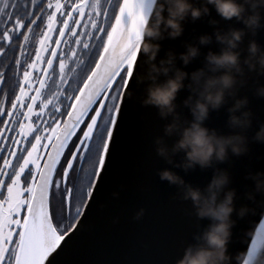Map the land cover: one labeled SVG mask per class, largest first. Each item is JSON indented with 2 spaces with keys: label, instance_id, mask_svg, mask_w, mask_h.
<instances>
[{
  "label": "snow or ice",
  "instance_id": "1",
  "mask_svg": "<svg viewBox=\"0 0 264 264\" xmlns=\"http://www.w3.org/2000/svg\"><path fill=\"white\" fill-rule=\"evenodd\" d=\"M150 7L151 0H123L103 39L91 31H78L90 23L95 32H105L93 19V14L101 15L99 0L93 4L48 0L46 8L51 11L46 19L39 14L43 7L37 11V0H31V6L21 5L19 0H0V42L22 41L21 55L34 27H39L38 21L45 24L11 110L0 108V116L7 117L0 129V264H57L62 241L69 233L54 226L51 201L58 196L61 211L71 216L75 201L86 207L83 202L99 190L102 174L115 157L117 134L126 115L124 105L131 100L128 92L134 80L139 36L136 27ZM87 8L92 11L86 13ZM103 15L107 20V11ZM86 16L89 23H83ZM58 17L63 18L59 27ZM84 36L88 39H82ZM93 38L102 42V51H94L98 46L91 43ZM69 40L75 47L65 53L61 44L69 45ZM4 51L0 47V56ZM15 63L19 69L20 60ZM78 70L83 78L73 87L72 74ZM3 83L4 73H0ZM18 108L26 109L23 121L11 120ZM10 123L18 128H10ZM13 132L15 135H5ZM93 153L97 159L93 172L86 174L87 190L71 186L69 176L75 165L85 161V154L91 158ZM58 169H62L59 179ZM28 176L31 180L25 184ZM75 215H82L81 207H75ZM260 231H264V222ZM255 243L253 240V246Z\"/></svg>",
  "mask_w": 264,
  "mask_h": 264
},
{
  "label": "water",
  "instance_id": "2",
  "mask_svg": "<svg viewBox=\"0 0 264 264\" xmlns=\"http://www.w3.org/2000/svg\"><path fill=\"white\" fill-rule=\"evenodd\" d=\"M209 8V16L195 22L190 19L184 22L182 36L160 42L162 47L157 62L165 58L169 49L174 50L177 55L184 52L185 43H196L202 34L211 35L217 29L227 31L230 27H245L235 18L230 21L221 18L211 5ZM261 15L264 17V9L261 10ZM212 19L218 23L211 25L209 20ZM253 39L264 47V27L255 36L250 31L246 33L240 45L242 60L248 55L247 47ZM220 48L221 45L213 36L211 44L201 46L198 58L186 67L178 59L177 66L191 73L204 66L209 50L218 53ZM145 69L144 57L140 53L134 68V80L130 81L131 91L128 95L131 100L124 105L126 115L121 131L117 134L114 160L108 171L102 174L99 190L94 191L93 198L86 201L87 206H84L75 227L72 226L68 231L69 235L62 241L63 252L57 257V264H175L183 255L184 249L195 243L193 237L210 223L208 219L198 220L191 201L180 200L177 197V187L161 181L158 176L159 170L170 168L186 182L204 188L211 181L214 168L202 170L197 166L185 173L183 169L174 168L157 155L154 143L157 137L163 136L169 146L177 137L164 136V127L171 117L168 120L161 119L154 106H144L141 103L146 95L147 82L139 83L138 77ZM160 79L163 80L164 77L161 76ZM244 79L246 83L238 88L236 98L247 97V107L253 113L252 126L247 131L249 152L241 156L230 153L227 161L215 165L229 172L230 183L225 191L236 190L234 203L237 210L244 205L256 207L253 201L246 198V193L254 189V182L246 177L250 171L264 172V143L251 139L260 124L264 123V98L255 95L257 84L264 85V75L245 68ZM188 95L189 90L182 89L176 103L180 105L177 110L182 117L190 121V111L182 103ZM233 103L234 99L230 98L228 104L218 111H211L205 126L216 129L220 134L238 132V129H230L227 124V109ZM182 155L175 156L174 161L179 163ZM222 196L223 194L221 198ZM256 199H264V196L258 194ZM141 209H144V215L136 220L134 217ZM232 219L236 224L232 229L228 253L234 257L233 264H243V254L260 232L264 214L258 209L257 214H249L240 219L234 212Z\"/></svg>",
  "mask_w": 264,
  "mask_h": 264
},
{
  "label": "clouds",
  "instance_id": "3",
  "mask_svg": "<svg viewBox=\"0 0 264 264\" xmlns=\"http://www.w3.org/2000/svg\"><path fill=\"white\" fill-rule=\"evenodd\" d=\"M212 6L216 13L225 20L235 18L242 22L244 28L230 27L227 31L217 29L213 34H202L196 43H185V51L177 53L169 49L165 58L159 59L161 41L176 39L184 32V22H195L210 15ZM264 0H151V7L143 20L137 25L139 36L136 41V55L144 57L146 69L138 77L139 83L147 82L146 95L141 100L144 106H154L161 119L168 120L164 127V136H176L175 142L169 146L164 137L154 141L157 155L174 168H181L185 173L199 166L202 170L214 168L211 181L201 188L186 182L177 172L170 168L158 171L161 181L177 187V197L183 201H191L194 215L198 220L208 219L210 223L203 228L189 244L183 255L175 264H233L234 257L228 253V244L232 238V229L237 217L264 214V199L257 200V195L264 196V172H249L247 179L254 182V189L246 193V198L253 201L256 207H235L236 190L225 191L230 183L229 172L215 167L229 159V154L246 155L249 152L248 129L252 126L253 113L248 109L247 97L237 99L238 88L246 83L245 68L264 75V47L255 39L249 41L248 55L241 59L242 44L248 31L253 36L264 27L261 10ZM211 25L218 21L209 20ZM215 41L221 45L220 51L211 50L205 56L204 66L188 73L177 66V60L183 66L189 65L201 55V46ZM161 76L164 77L161 80ZM188 81L186 84L185 81ZM187 88L190 95L183 100V107L189 109L192 119L182 117L176 103L179 92ZM255 95L264 98V85L257 84ZM228 127L239 130L232 134H220L216 129L205 126L211 111H218L228 104ZM239 113V115H237ZM258 143H264V123L251 137ZM183 154L179 163L174 157ZM221 194H223L221 198ZM144 215L141 209L136 216L139 220ZM255 245L243 254V264H264V231L257 233Z\"/></svg>",
  "mask_w": 264,
  "mask_h": 264
},
{
  "label": "flooded vegetation",
  "instance_id": "4",
  "mask_svg": "<svg viewBox=\"0 0 264 264\" xmlns=\"http://www.w3.org/2000/svg\"><path fill=\"white\" fill-rule=\"evenodd\" d=\"M121 0H99V11L101 12L100 17H96L93 14V19L97 20V23L99 26L103 27L105 29L104 33H98L95 32V30L91 29L90 23L87 19V16L85 17V21L83 23H89V27L85 29L83 26L78 30L79 32H86L91 31L93 32L94 37L95 36H101L103 39H106V33L110 30L111 25L114 21L115 15L117 13V9L119 7ZM68 4L77 2V0H67ZM89 4H93L96 2V0H88ZM19 3L22 5L24 3H28L29 6H31V0H19ZM48 3V0H37V11L39 12V9L41 7L44 8L43 13H39L42 18L46 19L47 14L51 11L46 8V5ZM91 8L86 9L87 12H91ZM107 11L108 18L105 20L103 13ZM62 17H58V27L62 23ZM39 27H34L33 33L30 35V40L27 45L24 47V55H21L20 51V43L22 41L13 40V43L11 45H6L0 42V47L4 48V55L0 56V73H4V83L0 84V108L7 110H11V103L15 99V96L19 92L20 87V80L22 79L23 71L25 70L27 63L31 61V59L34 57L35 49L38 47V40L40 38V35L42 34V31L45 28V24L38 21ZM3 32V25L0 24V34ZM58 35V34H57ZM65 39H68V37H65ZM74 39V38H73ZM82 39L87 40L88 37L84 36ZM92 44H96L98 46L97 49L94 51H102V42L100 40H96L93 38L91 41ZM55 46V45H53ZM70 46L75 47L72 40H69V45L61 44V50L65 53H70ZM98 59V55L96 56ZM19 59L20 60V67L17 69L15 61ZM94 67V64L91 65ZM83 78V74L78 73L72 74V86L75 87L77 85V81ZM51 87V85H50ZM48 94L47 92L45 93ZM26 111V109L21 110L17 109V111L12 116L11 120L13 121H23L24 117L22 115V112ZM106 115V113H105ZM7 119L6 116H0V129L4 127V120ZM10 128H18V124H9ZM79 134V133H78ZM5 135H15V133H5ZM19 138V137H17ZM75 140V138H73ZM67 155V153H65ZM86 159L84 162L80 163L78 162L75 165V170L70 173L69 180L71 181V186H74L77 189H84L87 190V184L88 180L86 178V174H91L94 170V161L97 159V156L95 153L92 154L91 158H87L88 154H85ZM63 163V161H62ZM62 175V169L57 170L56 178L59 179ZM31 180V177H26L25 184H27ZM2 198V197H0ZM59 200L60 198L57 196L56 199L51 201L53 213H54V226L58 227L60 230L67 229L68 231L72 228V226L76 223L79 217L75 215V207H81V212L84 208L82 206V202L80 200H77L74 202V207L72 210L71 216H69L68 212L64 211L62 212L59 206ZM86 201L83 202L85 204Z\"/></svg>",
  "mask_w": 264,
  "mask_h": 264
},
{
  "label": "rangeland",
  "instance_id": "5",
  "mask_svg": "<svg viewBox=\"0 0 264 264\" xmlns=\"http://www.w3.org/2000/svg\"><path fill=\"white\" fill-rule=\"evenodd\" d=\"M121 2H122V0L120 1V4H121ZM120 4H119V5H120ZM118 10H119V7H118V9H117V12H118ZM116 14H117V13H116ZM115 16H116V15H115ZM114 19H115V18H114ZM113 22H114V21H113Z\"/></svg>",
  "mask_w": 264,
  "mask_h": 264
},
{
  "label": "bare ground",
  "instance_id": "6",
  "mask_svg": "<svg viewBox=\"0 0 264 264\" xmlns=\"http://www.w3.org/2000/svg\"><path fill=\"white\" fill-rule=\"evenodd\" d=\"M146 2H147V0H146Z\"/></svg>",
  "mask_w": 264,
  "mask_h": 264
}]
</instances>
